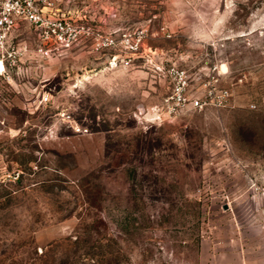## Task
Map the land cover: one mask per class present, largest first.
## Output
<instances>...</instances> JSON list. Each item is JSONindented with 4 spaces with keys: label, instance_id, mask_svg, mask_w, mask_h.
<instances>
[{
    "label": "rangeland",
    "instance_id": "obj_1",
    "mask_svg": "<svg viewBox=\"0 0 264 264\" xmlns=\"http://www.w3.org/2000/svg\"><path fill=\"white\" fill-rule=\"evenodd\" d=\"M64 6L144 29L146 52L231 100L160 122L170 83L144 57L23 59L0 80V264H264V0Z\"/></svg>",
    "mask_w": 264,
    "mask_h": 264
},
{
    "label": "built area",
    "instance_id": "obj_2",
    "mask_svg": "<svg viewBox=\"0 0 264 264\" xmlns=\"http://www.w3.org/2000/svg\"><path fill=\"white\" fill-rule=\"evenodd\" d=\"M70 1L0 0V80L10 81L23 59L32 57L44 67L53 57L88 43L93 51L105 52L106 68L128 69L134 65V58L144 57L166 73L170 90L152 108L153 120L170 121L187 112L229 105L231 89L218 88L216 75L212 76L209 90H194L187 68L176 62L166 63L163 58L158 60L145 51L144 29L119 27L104 31L74 19L71 9L64 6Z\"/></svg>",
    "mask_w": 264,
    "mask_h": 264
},
{
    "label": "crops",
    "instance_id": "obj_3",
    "mask_svg": "<svg viewBox=\"0 0 264 264\" xmlns=\"http://www.w3.org/2000/svg\"><path fill=\"white\" fill-rule=\"evenodd\" d=\"M77 46H80V44H79V45H77ZM77 46H76V47H77ZM90 52H91V51H90ZM91 53H93V54H94V53H95V51H92Z\"/></svg>",
    "mask_w": 264,
    "mask_h": 264
}]
</instances>
